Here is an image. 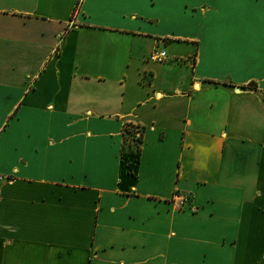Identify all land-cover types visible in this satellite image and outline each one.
<instances>
[{"label": "crops", "instance_id": "obj_1", "mask_svg": "<svg viewBox=\"0 0 264 264\" xmlns=\"http://www.w3.org/2000/svg\"><path fill=\"white\" fill-rule=\"evenodd\" d=\"M0 176V264H264V0H0Z\"/></svg>", "mask_w": 264, "mask_h": 264}, {"label": "trees", "instance_id": "obj_2", "mask_svg": "<svg viewBox=\"0 0 264 264\" xmlns=\"http://www.w3.org/2000/svg\"><path fill=\"white\" fill-rule=\"evenodd\" d=\"M137 135H139L138 138H136ZM125 137H126V143L130 139V137H132V140L138 141L140 143V146L138 147V152H140V147L143 143V132L141 131V129L135 126L128 125L125 129Z\"/></svg>", "mask_w": 264, "mask_h": 264}, {"label": "built area", "instance_id": "obj_3", "mask_svg": "<svg viewBox=\"0 0 264 264\" xmlns=\"http://www.w3.org/2000/svg\"><path fill=\"white\" fill-rule=\"evenodd\" d=\"M150 59L152 61H155V62L163 63V62H165L168 59V55H167V53L164 50L158 49L151 55ZM0 180L1 181L5 180L4 176H0ZM0 197H1V195H0ZM187 200H188L187 197H183L182 201L184 202V201H187Z\"/></svg>", "mask_w": 264, "mask_h": 264}, {"label": "rangeland", "instance_id": "obj_4", "mask_svg": "<svg viewBox=\"0 0 264 264\" xmlns=\"http://www.w3.org/2000/svg\"><path fill=\"white\" fill-rule=\"evenodd\" d=\"M138 137H139V135H137L136 138H138ZM127 145H128V147H127L128 149L131 148V149L135 150L136 152H138V147L140 146V143L138 141L132 140V137H130V139L127 142Z\"/></svg>", "mask_w": 264, "mask_h": 264}]
</instances>
